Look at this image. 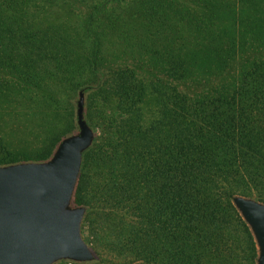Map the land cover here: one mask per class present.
I'll use <instances>...</instances> for the list:
<instances>
[{"label": "trees", "instance_id": "obj_1", "mask_svg": "<svg viewBox=\"0 0 264 264\" xmlns=\"http://www.w3.org/2000/svg\"><path fill=\"white\" fill-rule=\"evenodd\" d=\"M58 3L80 4L0 0L8 88L56 85L77 95L98 84L87 113L96 128L111 32L119 57L154 79L122 72L111 129L85 157L76 203L91 208L84 232L100 257L94 264H255L254 239L231 198L256 188L264 201V0H85L91 13L72 26L78 41L57 23ZM152 89L155 118L145 101ZM71 108L66 131L33 153L6 151L0 164L48 158L74 128Z\"/></svg>", "mask_w": 264, "mask_h": 264}, {"label": "water", "instance_id": "obj_2", "mask_svg": "<svg viewBox=\"0 0 264 264\" xmlns=\"http://www.w3.org/2000/svg\"><path fill=\"white\" fill-rule=\"evenodd\" d=\"M98 86L78 90L72 100L74 128L61 137L48 158L0 164V264L100 260L84 232L91 208L76 203L86 154L98 139L87 116L89 94ZM231 202L254 239L255 264H264V201L234 194Z\"/></svg>", "mask_w": 264, "mask_h": 264}, {"label": "rangeland", "instance_id": "obj_3", "mask_svg": "<svg viewBox=\"0 0 264 264\" xmlns=\"http://www.w3.org/2000/svg\"><path fill=\"white\" fill-rule=\"evenodd\" d=\"M77 1L80 4L81 2H85V0ZM80 4L76 3V5L70 4L67 6L66 3L64 5L58 3L56 6H60V9L57 8L54 10V15L61 19L57 23L63 24L64 28L67 26L70 34L75 36L77 41L78 36L75 29L78 28V20L81 21L84 14L88 17L91 13L88 5L83 7ZM114 7L117 6L115 5ZM70 8H72V12ZM70 13H72L70 16H65ZM64 22L67 24H64ZM70 23L72 24L70 25ZM175 33L176 31L174 29L172 39L175 38ZM114 37L111 32V39L107 38L104 43L105 72L106 79L109 78V84L107 90L97 93L93 100L96 109L94 121L96 122L98 136H103L102 133L104 130H108L109 132L111 129L109 128V120L107 119L115 114L118 103L116 90L124 70L127 71L130 79L133 81L142 80L145 84L154 82V79L146 72L133 70L128 64L129 58L123 59L122 55L119 57L118 52L120 48ZM81 38L84 39V37ZM89 41L87 38L86 45H89ZM131 70L133 71L132 73ZM159 75L162 77L166 76L164 71H160ZM9 77L8 75L0 73V84L5 85L4 91L0 92V135L4 138L2 143L0 142V155L11 150L33 153L41 149L45 144L47 145L52 137L66 131L72 119V99L76 96V91L74 92L72 89L69 90V88L56 86L54 85L56 83L53 81L50 83L54 85L55 89L50 92L39 90V88L37 90L24 88L23 86L16 89L14 85L8 88L7 83L9 84L11 82ZM87 79L88 77L82 74L80 81L84 82ZM10 85L12 84L10 83ZM173 87H179L176 79H173ZM153 90H148L149 95L145 98V101L149 109L148 114L152 118H155L158 116L157 108L153 103V97L150 96ZM107 94H110L112 102L106 101ZM106 136L102 139L105 140ZM251 192L254 195L253 197L257 196L256 188H253ZM105 255L110 256L111 254L108 255V253H105Z\"/></svg>", "mask_w": 264, "mask_h": 264}]
</instances>
